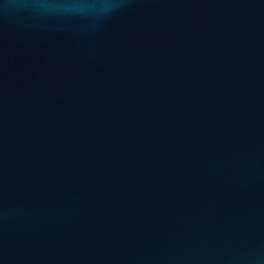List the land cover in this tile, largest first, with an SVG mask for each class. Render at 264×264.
Segmentation results:
<instances>
[{
    "label": "water",
    "instance_id": "water-1",
    "mask_svg": "<svg viewBox=\"0 0 264 264\" xmlns=\"http://www.w3.org/2000/svg\"><path fill=\"white\" fill-rule=\"evenodd\" d=\"M0 264H264V0H0Z\"/></svg>",
    "mask_w": 264,
    "mask_h": 264
}]
</instances>
